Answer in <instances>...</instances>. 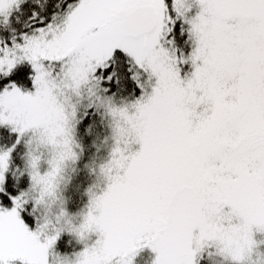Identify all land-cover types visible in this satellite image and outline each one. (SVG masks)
Returning <instances> with one entry per match:
<instances>
[{
	"label": "snow or ice",
	"instance_id": "obj_1",
	"mask_svg": "<svg viewBox=\"0 0 264 264\" xmlns=\"http://www.w3.org/2000/svg\"><path fill=\"white\" fill-rule=\"evenodd\" d=\"M25 61L34 93L9 83ZM0 87V125L21 138L39 131L72 157L77 126L86 137L91 113L112 119L107 190L80 229L83 237L96 227L90 251L126 234L123 255L151 248L154 264H212L222 247L231 264H255L261 245L249 233L264 230V0H0ZM12 155L0 152V204L14 205L0 207V264H50L59 233L25 225L32 200L8 176ZM57 170L31 171L42 186L36 205Z\"/></svg>",
	"mask_w": 264,
	"mask_h": 264
},
{
	"label": "rangeland",
	"instance_id": "obj_2",
	"mask_svg": "<svg viewBox=\"0 0 264 264\" xmlns=\"http://www.w3.org/2000/svg\"><path fill=\"white\" fill-rule=\"evenodd\" d=\"M30 64L23 62L17 67ZM32 67V66H31ZM33 69V68H32ZM194 71L191 65L186 66L182 72L181 77L186 79ZM35 75L33 69V75ZM10 90V88H8ZM21 90V89H20ZM22 91V90H21ZM24 92V91H22ZM35 87L33 83V90L24 92L34 93ZM3 94V93H2ZM88 113H82V118ZM93 121H98L103 124L106 131V136L103 138L101 146L98 147V153L95 155L94 166L90 169V177L93 183L84 192L85 206L82 210L72 215L68 208L67 202L64 200V194L68 187V184L75 172L76 166L80 161L81 153L84 151L82 144L79 140V127L77 126L74 133V143L78 147H73L72 151L75 152V157L68 154L67 149L59 143H53L51 140L44 138L39 131H29L21 138L18 132L13 131L11 126L0 125L1 128L8 129L11 133L17 135L18 140L23 142L26 150L28 151V159L26 166L29 170L30 176L31 171L37 172L39 175H46L53 167L57 168L55 177L50 185V190L44 195L42 199L38 200L36 214L37 216L42 215V226L44 227L45 234L55 235L59 233V237L56 240L55 245L49 251L50 264L52 257L55 256L56 260L53 264H76V256L79 253H88L84 259L87 264H99L102 260H107L108 264H154L156 254L151 248H142L134 256L123 255V250L127 245V235H122L120 239L114 240L107 248L98 249L95 253L90 251L91 246L99 239L95 225H92L88 232L81 237L80 229L85 223V218L89 214V210L94 197L100 196L104 191L107 190L108 181L102 171V167L107 166L112 159V153L116 147L115 136L113 134L111 125L113 123L110 117L104 118L103 111L91 113ZM139 145L133 146V151H138ZM96 150V148L94 147ZM5 151L0 149V152ZM35 160L36 167L31 169L30 165L32 160ZM89 177V178H90ZM42 190V186L39 184L32 183V191L34 200H37ZM1 207V205H0ZM10 211V210H9ZM22 218V216H21ZM224 219L228 220L229 223L233 220L231 216H225ZM23 219V218H22ZM30 231L35 232L37 230ZM264 230L256 229L255 232L249 233V240L252 244L261 245L258 253L253 257L255 264H264V235L257 232ZM68 236L76 241L79 247V252L72 255H59L56 253V246L58 240L62 236ZM188 242L192 251L198 253L203 246V242L198 235V230L193 228L188 234ZM214 244L219 245L221 241H213ZM232 252L229 247H222L220 251H214L212 254V264H231ZM202 264H209L207 258L202 261Z\"/></svg>",
	"mask_w": 264,
	"mask_h": 264
},
{
	"label": "trees",
	"instance_id": "obj_3",
	"mask_svg": "<svg viewBox=\"0 0 264 264\" xmlns=\"http://www.w3.org/2000/svg\"><path fill=\"white\" fill-rule=\"evenodd\" d=\"M17 74H23V79L18 77ZM32 75L33 69L30 64L21 65L17 67L8 78L9 83L10 85L15 84L16 87L20 88L24 92L32 91ZM5 90L6 89L4 87H0V94H2ZM97 122L98 121H95L93 125L89 126L86 137L82 136L79 131V140L84 151L81 153L80 161L76 166L75 172L64 194V200L67 202V208L72 215L82 210V208L85 206L84 204L86 199L84 192L94 181L90 177L89 172L94 166V157L98 153L97 149L101 146L100 144L102 143L103 138L106 136V131L103 127L104 123L101 124L98 122L97 124ZM97 127L98 131L94 132L93 129ZM17 141H19L17 135L11 133L6 128L0 129V149L5 151L10 148L13 149L8 176L12 179L13 187L17 190V194L22 195L26 192H29L28 198L32 200V210L27 212V215L31 217V223L25 220V225L32 230H37V228L42 224V215L37 216L36 214L37 205L33 197L34 193L32 191V179L26 166L28 151L26 150L23 142L19 141V143H17ZM21 181L25 182L24 187H21ZM0 205L6 210H11V208L14 206ZM55 250L59 255H72L76 252H79V247L75 240L64 235L58 240ZM14 264H22V262L17 261L14 262Z\"/></svg>",
	"mask_w": 264,
	"mask_h": 264
}]
</instances>
